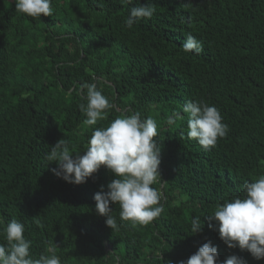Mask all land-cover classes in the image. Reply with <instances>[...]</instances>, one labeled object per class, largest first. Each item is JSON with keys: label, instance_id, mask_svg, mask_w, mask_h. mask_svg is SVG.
Instances as JSON below:
<instances>
[{"label": "trees", "instance_id": "obj_1", "mask_svg": "<svg viewBox=\"0 0 264 264\" xmlns=\"http://www.w3.org/2000/svg\"><path fill=\"white\" fill-rule=\"evenodd\" d=\"M151 2V19L128 29L133 5L123 0H52L54 14L40 19L0 0V219L24 224L33 258L55 248L62 264H178L208 241L217 264L229 255L264 264L229 248L207 219L243 194L244 181L264 175V0ZM189 33L203 43L201 53L182 50ZM91 82L113 107L89 127L79 104L81 85ZM188 100L220 110L229 132L215 148L187 138L181 106ZM136 111L158 124L161 180L153 187L164 211L133 225L110 203L120 226L112 232L93 196L101 185L108 190L113 174L101 166L84 183L66 182L46 154L65 138L82 155L94 127ZM194 216L203 226L193 234Z\"/></svg>", "mask_w": 264, "mask_h": 264}, {"label": "clouds", "instance_id": "obj_2", "mask_svg": "<svg viewBox=\"0 0 264 264\" xmlns=\"http://www.w3.org/2000/svg\"><path fill=\"white\" fill-rule=\"evenodd\" d=\"M132 4L124 20V26L131 29L141 19H151L156 8L151 0L145 4L134 5L133 0H123ZM15 11L33 19L41 14L48 17L54 14L52 0H14ZM182 50L185 53L199 54L203 43L191 33L186 35ZM86 89V93L85 90ZM80 111L86 116L84 123L97 125L106 120L108 110L113 105L109 98L98 88V82L81 85ZM187 115L189 139H194L205 151L217 146L219 139L225 138L229 126L223 122L220 110L204 100H188L181 106ZM174 113L169 123H174ZM181 118H183L181 116ZM159 136L157 121L152 117L141 118V113L122 112L105 127H94L83 154L71 150L67 139L61 138L51 146L46 154L49 162H56L52 168L54 175L66 182L81 184L86 182L101 166L108 169L114 178L107 184V191L100 186L93 199L99 215L106 217V225L119 232L120 226L112 214L110 203L119 205L121 221L133 225L147 226L164 211L163 197L158 188L153 187L161 180L159 165L161 148L154 137ZM73 153H76L73 156ZM242 195L218 204L207 216L208 226L218 232L219 238L229 247L247 250L255 260L264 258V175L253 181H244ZM214 222V223H213ZM3 235L6 243H0V264H62L55 248L50 254H40L33 258L30 254L31 240L26 239L24 224L17 219L4 223ZM200 216L192 217L189 233L202 231ZM160 258V254H159ZM217 247L211 241L205 242L186 260L178 264H217ZM171 264V262H167ZM219 264H248L237 255H229Z\"/></svg>", "mask_w": 264, "mask_h": 264}]
</instances>
